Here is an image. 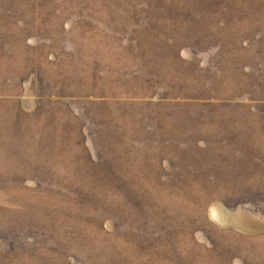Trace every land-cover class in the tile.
<instances>
[{
    "label": "rangeland",
    "instance_id": "1",
    "mask_svg": "<svg viewBox=\"0 0 264 264\" xmlns=\"http://www.w3.org/2000/svg\"><path fill=\"white\" fill-rule=\"evenodd\" d=\"M0 264H264V0H0Z\"/></svg>",
    "mask_w": 264,
    "mask_h": 264
}]
</instances>
